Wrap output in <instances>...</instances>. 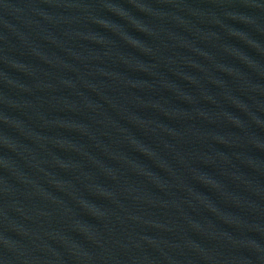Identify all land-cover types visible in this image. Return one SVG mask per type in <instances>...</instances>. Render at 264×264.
I'll return each mask as SVG.
<instances>
[{
    "label": "water",
    "instance_id": "95a60500",
    "mask_svg": "<svg viewBox=\"0 0 264 264\" xmlns=\"http://www.w3.org/2000/svg\"><path fill=\"white\" fill-rule=\"evenodd\" d=\"M0 264H264V0H0Z\"/></svg>",
    "mask_w": 264,
    "mask_h": 264
}]
</instances>
